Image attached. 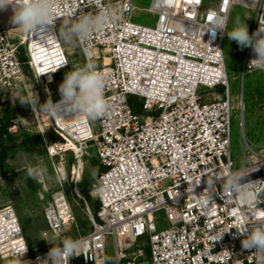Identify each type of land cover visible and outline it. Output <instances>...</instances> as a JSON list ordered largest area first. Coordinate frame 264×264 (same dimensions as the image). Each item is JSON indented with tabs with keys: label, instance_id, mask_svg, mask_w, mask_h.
I'll return each instance as SVG.
<instances>
[{
	"label": "built area",
	"instance_id": "2783aa9c",
	"mask_svg": "<svg viewBox=\"0 0 264 264\" xmlns=\"http://www.w3.org/2000/svg\"><path fill=\"white\" fill-rule=\"evenodd\" d=\"M204 1L151 0L148 11L157 15L153 26L131 21V0H55L57 18L42 29L37 26L32 34L14 28L12 14L7 19L0 15V93L12 100L26 88L23 65L27 64L44 100L52 102L59 97L51 98L48 76L70 65L63 40L52 36L82 13L108 16L86 41L75 40L86 63L101 60V67H95L103 77L108 111L99 118L98 129L84 117L72 126L48 117L57 137L46 146L47 155L63 164L71 154L68 180L91 222L89 232L77 230L59 180L60 187L43 206L47 228L41 236L52 237L58 246L64 238H72L75 228L74 239L82 246L64 264H72L73 257L82 264H108L109 239L119 264L142 236L148 264H264V257L241 248V237L235 234L264 227V154L247 144L246 163L233 168L223 36L217 32L213 37L207 31L210 17H228L232 5L240 4L255 13L252 33L258 24L264 25V0H215L206 7ZM20 48L26 61L19 57ZM252 58L247 48L244 72L255 69L248 68ZM200 86H221L224 97L218 93L204 97ZM135 98L141 100L142 110L149 111L143 119L131 105ZM88 146L95 149L103 167L89 190L99 203L95 212L78 189ZM233 172L245 176L242 183L260 181L259 190L253 189L256 202L240 203L225 191L226 178ZM158 210L164 211L168 222L161 230L154 221ZM217 236L221 238L213 241ZM50 247L30 255L17 211L11 205L0 207L1 259L40 264Z\"/></svg>",
	"mask_w": 264,
	"mask_h": 264
},
{
	"label": "rangeland",
	"instance_id": "374dc122",
	"mask_svg": "<svg viewBox=\"0 0 264 264\" xmlns=\"http://www.w3.org/2000/svg\"><path fill=\"white\" fill-rule=\"evenodd\" d=\"M214 1L205 0L204 6H209ZM131 2L133 5L130 12L131 21L137 24L153 26L157 15L148 11L151 0H131ZM11 9V6H8L0 10V15L7 19L12 14ZM228 19L229 28L232 21L238 19L241 23L244 22L247 25L248 32L251 34L255 13L246 6L234 4L230 9ZM64 27L65 24L61 25L60 31H63ZM63 44L70 65L68 68L48 76L52 80L49 83L52 99L59 97L58 84L62 81L64 73L73 67L86 63L77 48L75 40L71 43L63 41ZM221 47L232 106L230 117V157L234 163L233 168H237L246 163L245 156L250 153L249 147L255 152L264 154V71L252 69L244 72L243 62L247 48H239L236 42L230 41L226 35L223 36ZM24 56L26 57V55ZM92 64L96 67H101V60L93 59ZM25 75L26 88L20 89L16 95H13L12 100H8L6 95L0 93V122H4L6 118L10 119L11 125L8 130L17 136V145L9 149L4 166L0 168V207L11 205L15 208L29 244V254L32 255L31 250L36 254L51 246L48 241L56 243V240L53 241L52 237H42L41 232L47 228L43 219V206L49 200L51 193L60 187L59 180L62 181V187L71 203L77 230L81 234L89 232L91 230V222L83 201L74 195L72 191L73 185L68 180L72 160L71 154H68V159L63 164L47 155L46 146L56 138L52 135L54 132L51 130L48 116L39 111L41 106L39 103H44L45 100L37 80H35L30 70L25 72ZM199 90L201 93H205L204 97H215L217 93L224 97V90L221 86H217L215 89L200 86ZM35 95L39 103H31V106H28L19 102L21 98L32 102L35 100ZM136 112L142 119L149 114V111H144L141 108H138ZM75 119H68L66 116L62 121L71 126ZM89 122L94 130L98 129L99 119L89 120ZM26 133L42 135L43 144L21 145L22 135ZM250 159L252 160L253 157ZM34 166L44 169L43 175L38 181H33L31 178L28 179L26 176V169ZM100 172L99 159L94 149L84 159L83 174L78 183V189L80 192L82 191L81 193L84 192L82 189L87 187L89 194V190L97 182ZM87 199L91 210L95 212L99 206L97 199L89 195ZM154 221L158 230L168 226L163 210L155 212ZM77 236L78 234L74 228L71 231V237L74 239ZM106 255L108 264H117L111 239L107 243ZM148 263L149 250L146 245V237L142 236L127 249L119 264ZM0 264H11V261L0 258Z\"/></svg>",
	"mask_w": 264,
	"mask_h": 264
},
{
	"label": "clouds",
	"instance_id": "9594fccd",
	"mask_svg": "<svg viewBox=\"0 0 264 264\" xmlns=\"http://www.w3.org/2000/svg\"><path fill=\"white\" fill-rule=\"evenodd\" d=\"M11 6L12 15L10 23L22 33L32 34L37 26L41 29L51 25L56 15L55 0H0V10ZM108 16L105 12L96 14L82 13L72 22H65L63 31H58L52 36L56 39L71 43L73 40L86 41L94 30L100 29L107 23ZM229 19L224 14L210 17L209 31L214 37L217 32L221 36L226 35L230 41H235L239 48H250L254 58L248 61V68H255L264 71V25L258 27L251 34L247 25L234 19L231 27H228ZM227 29V30H226ZM59 100L52 102L49 98L44 103L35 100L29 102L26 99H19V102L28 106L31 103H39V111L49 118L73 119L84 117L88 120H96L103 117L108 111V105L104 98V84L102 75L96 70L92 63H85L66 71L62 81L58 84ZM44 169L39 166L26 169L27 178L38 181L43 175ZM245 176L239 172H233L226 178L224 189L230 192L235 199L243 204H251L257 201V192L260 181L242 183ZM241 237V248L249 253H257L264 257V227H255L247 233H235ZM221 236L213 237L219 240ZM51 247L46 253V259L40 264H64V260L74 256L77 249L82 246V241L72 238H64L55 245L48 241Z\"/></svg>",
	"mask_w": 264,
	"mask_h": 264
},
{
	"label": "trees",
	"instance_id": "16d2710c",
	"mask_svg": "<svg viewBox=\"0 0 264 264\" xmlns=\"http://www.w3.org/2000/svg\"><path fill=\"white\" fill-rule=\"evenodd\" d=\"M19 57L22 61H26V57L24 56V51L23 48H20V54ZM24 71L29 72V66L27 64L23 65ZM131 105L136 112L138 108L141 106V100L140 99H134L131 100ZM11 125L10 119L6 118L4 122H0V168L4 166L6 157L8 155V151L12 146L17 145L16 140L17 136L10 132L8 130V127ZM48 135V133H46ZM52 135L56 138L57 135L55 133H52ZM9 143V145H8ZM21 145H26V144H43V137L40 134H30L26 133L22 135V140H21ZM100 164V163H99ZM100 169L102 170L103 167L100 164ZM84 192L83 194L87 198L88 194V188L84 187L82 189ZM82 192V191H81ZM67 194V193H66ZM90 196V195H89ZM99 204V203H98ZM24 230V229H23ZM32 249V247H30ZM31 254L35 255V252L31 250ZM72 264H82L79 257H73L72 258Z\"/></svg>",
	"mask_w": 264,
	"mask_h": 264
},
{
	"label": "water",
	"instance_id": "95a60500",
	"mask_svg": "<svg viewBox=\"0 0 264 264\" xmlns=\"http://www.w3.org/2000/svg\"><path fill=\"white\" fill-rule=\"evenodd\" d=\"M49 130H50V129H49ZM87 151H88L89 153H91V152L93 151L92 146H88V147H87Z\"/></svg>",
	"mask_w": 264,
	"mask_h": 264
},
{
	"label": "bare ground",
	"instance_id": "6f19581e",
	"mask_svg": "<svg viewBox=\"0 0 264 264\" xmlns=\"http://www.w3.org/2000/svg\"><path fill=\"white\" fill-rule=\"evenodd\" d=\"M46 32H47V31H46ZM46 32H45V33H46ZM106 61H108V59H106ZM78 119H79V117H76V119H75L74 122H76V120H78ZM71 126H72V125H71Z\"/></svg>",
	"mask_w": 264,
	"mask_h": 264
},
{
	"label": "snow or ice",
	"instance_id": "6c2138e0",
	"mask_svg": "<svg viewBox=\"0 0 264 264\" xmlns=\"http://www.w3.org/2000/svg\"><path fill=\"white\" fill-rule=\"evenodd\" d=\"M49 44H51V41H49Z\"/></svg>",
	"mask_w": 264,
	"mask_h": 264
},
{
	"label": "crops",
	"instance_id": "0c3cea01",
	"mask_svg": "<svg viewBox=\"0 0 264 264\" xmlns=\"http://www.w3.org/2000/svg\"><path fill=\"white\" fill-rule=\"evenodd\" d=\"M44 219V218H43Z\"/></svg>",
	"mask_w": 264,
	"mask_h": 264
}]
</instances>
